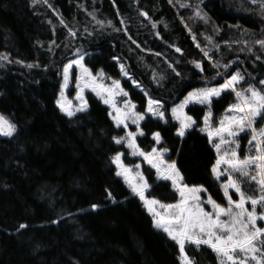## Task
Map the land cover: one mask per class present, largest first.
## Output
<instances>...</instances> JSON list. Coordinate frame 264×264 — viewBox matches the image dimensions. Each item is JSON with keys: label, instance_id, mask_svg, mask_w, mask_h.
I'll use <instances>...</instances> for the list:
<instances>
[{"label": "trees", "instance_id": "16d2710c", "mask_svg": "<svg viewBox=\"0 0 264 264\" xmlns=\"http://www.w3.org/2000/svg\"><path fill=\"white\" fill-rule=\"evenodd\" d=\"M262 2L0 0V57H6L0 59V114L16 126L12 136H0V264H180L178 246L153 226L142 201L116 175V152L125 165L142 158L113 142L124 132L108 106L90 90L84 112L69 117L56 105L62 68L83 52V65L119 79L138 112L147 105L145 91L171 109L205 80L221 84L217 72L239 70L242 84H258L264 77V47L256 43L264 40ZM120 64L140 87L120 74ZM234 100L228 92L213 99L217 119ZM205 110L186 106L197 126L183 138L175 135L170 112L167 124L148 115L137 144L150 151L159 131L156 147L168 149L166 159L176 162L184 183L203 185L224 204L221 181L211 174L215 150L198 130ZM140 171L151 186L148 198L175 203L170 181L157 180L146 163ZM253 184L244 185L251 190ZM185 252L195 264H217L207 246L186 245Z\"/></svg>", "mask_w": 264, "mask_h": 264}, {"label": "snow or ice", "instance_id": "6c2138e0", "mask_svg": "<svg viewBox=\"0 0 264 264\" xmlns=\"http://www.w3.org/2000/svg\"><path fill=\"white\" fill-rule=\"evenodd\" d=\"M261 8L264 9V2L261 3ZM195 15L200 16L199 11ZM256 43L264 47V40H258ZM176 51L181 50L177 48ZM205 56H208L207 52ZM113 59L117 58L113 57ZM82 60L83 56L78 55L76 59L69 60L64 65L63 82L60 85L56 105L67 116H74L71 107L65 104L64 89L68 87L70 69L75 65L80 69L75 77V99L79 101L76 111L84 112L88 108V101L84 97L85 89L93 92L103 104L108 106V115L112 122L124 132V135L113 136V142L129 149L130 155L142 158L140 163L125 165L121 159L122 153L116 152L111 157V162L117 169L116 175L123 177L131 193L142 201L152 215L153 226L162 230L178 246L180 264H195L194 258L189 257L185 252L186 245H194L197 249L202 245L209 247L216 255L217 264H264V227L258 226V221H264V211L257 212L258 207L264 209V125L256 127L259 121L264 120V80L260 81V88L253 84H249L247 88H240L244 75L239 70L233 72L231 76L226 72L224 74L217 72L218 76L226 77L222 84L208 86V81L205 80L204 87L188 92L184 99L179 104H174L171 109L165 108L159 99H153L145 91V96L148 97L147 105L143 112H138L136 105L130 99H123L128 97V92L121 87L119 79L107 76L102 70L94 75L83 65ZM192 63L196 68H201L200 62ZM231 63L229 61L223 67L228 69ZM120 74L132 80L136 87H140L129 76L123 64H120ZM225 92L234 95L235 100L224 109V113L217 121L212 111L213 99L220 98ZM67 103L71 104V102ZM189 104L205 106L206 110L201 118L203 127L198 130L206 133L208 142L216 153L215 162L211 166L212 176L219 180L227 174V181L220 185L227 201L226 207L217 203L211 195H208L207 200H203L202 194L208 191L203 185L190 186L184 183V177L177 168L176 162H168L164 159V153L168 149L156 147L162 141L159 131L152 133L155 144L150 151L143 150L137 144V137L145 135L140 122L150 115L167 124L168 112L178 123L175 135L180 138L185 137L189 130L197 126V120L185 111V107ZM129 122L136 126L135 131L129 130ZM15 131L16 126L0 115V135L12 136ZM248 132L251 133L248 141L249 150L241 158L238 152L241 147L239 141L241 135ZM141 163H146L155 169L157 180L171 182L172 189L178 197L175 203L162 204L159 200L150 199L145 195L151 186L144 173L140 171ZM245 181L255 183L259 195L248 196L242 190ZM230 192H234L239 199L234 200ZM109 196L111 197V193ZM246 204L251 205V210ZM203 205L210 206L211 211H206ZM92 207L96 208L97 205ZM24 227L26 225H20V228Z\"/></svg>", "mask_w": 264, "mask_h": 264}, {"label": "rangeland", "instance_id": "374dc122", "mask_svg": "<svg viewBox=\"0 0 264 264\" xmlns=\"http://www.w3.org/2000/svg\"><path fill=\"white\" fill-rule=\"evenodd\" d=\"M78 55H80V56H84V53H83V52H80V51H77V52L75 53V56L72 57V58H70V59H68V60L65 62V64H67V63L69 62V60L76 59ZM82 63H83V60H82ZM65 64H64V65H65ZM64 65H63V67H64ZM79 72H80V69L77 68L75 65H73L72 69H70V77H69L68 87H66V88L64 89V96L66 97L65 104H66V106H70V107H71V110H72L74 113L77 112V111H76V108H77L78 105H79V101H77V100L75 99V96H76V87H75L76 80H75V77H76L77 74H79ZM221 76L223 77V82H224V79H225L226 77H224L223 75H221ZM229 76H231V74H230ZM261 80H264V77L259 78L258 84H254V83H253V85H255L257 88H260V87H261V85H260V81H261ZM62 82H63V68H62V79H61V83H62ZM223 82H222V83H223ZM252 82H253V81H252ZM106 83H111V81H106ZM222 83H221V84H222ZM249 84H252V83L246 82L245 84H242V81H241L239 87H240V88H247ZM60 85H61V84H60ZM86 91H88V89H85V91H84V97H85V92H86ZM191 91H192V90H191ZM70 92H72V93L70 94ZM59 93H60V92H59ZM58 97H59V94H58ZM58 97H57V98H58ZM123 99H128V97H125V98H123ZM183 99H184V98H183ZM183 99H182V100H183ZM180 101H181V100H180ZM180 101H178V102L175 103V104H179ZM67 102H71V104L68 105ZM120 102L122 103L123 100L121 99ZM173 106H174V105H172V107H173ZM172 107H171V108H172ZM185 108H186V107H185ZM59 109H60V108H59ZM63 113H64V112H63ZM223 113H224V112H223ZM223 113H222V114H223ZM64 114H65V113H64ZM222 114H221V115H222ZM221 115H220V116H221ZM219 118H220V117H219ZM219 118L217 119V121L219 120ZM129 125H130V126H134V128H135V130H136V126H135L134 124H131V122H129ZM262 125H264V120L259 121V123L256 124V127L259 128V127H261ZM202 127H203V125H202ZM250 135H251L250 132H248L247 134H242V135H241V138H240V141H239L241 147L238 149V152H239V155L241 156V158H243V156H244L245 154H247V152H248V150H249L248 141H249ZM129 151H130V150H129ZM166 155H167V152L164 153V159H165L166 161H168V162H171V161H169V160L166 159ZM237 178H238V177H237ZM219 180L221 181V184L225 183V182L227 181V174L223 175ZM246 183H250V182L245 181L244 184H246ZM221 184H220V185H221ZM244 184H243V189H242V190H243L248 196H256V195H259V193H258V191H257V186H256L255 183L252 185V188H253V189H251V190H249V189H250L249 186H246V185H244ZM248 188H249V189H248ZM221 190H222V189H221ZM251 191H252V193H251ZM222 193H223V191H222ZM208 195H210L208 192L203 193V194H202V199H203V200H207ZM230 195H232V197H233L234 200L239 199V197H238L236 194H234V192H230ZM212 198H213V197H212ZM224 200H225V202H224V204H221V206L226 207V206H227V201H226L225 198H224ZM203 206L205 207V210H206V211H211V207H210V206H207V205H203ZM246 207H248L249 210H251V205H250V204H246ZM260 211H264V209H261V208L258 207V208H257V212L259 213ZM258 226H260V227H264V221H258Z\"/></svg>", "mask_w": 264, "mask_h": 264}, {"label": "water", "instance_id": "95a60500", "mask_svg": "<svg viewBox=\"0 0 264 264\" xmlns=\"http://www.w3.org/2000/svg\"><path fill=\"white\" fill-rule=\"evenodd\" d=\"M1 115V114H0ZM0 136H3V135H0Z\"/></svg>", "mask_w": 264, "mask_h": 264}]
</instances>
